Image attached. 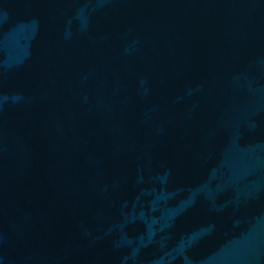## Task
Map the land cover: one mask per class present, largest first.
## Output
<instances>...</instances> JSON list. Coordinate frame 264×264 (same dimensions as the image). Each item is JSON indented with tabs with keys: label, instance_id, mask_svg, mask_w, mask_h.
<instances>
[{
	"label": "water",
	"instance_id": "obj_1",
	"mask_svg": "<svg viewBox=\"0 0 264 264\" xmlns=\"http://www.w3.org/2000/svg\"><path fill=\"white\" fill-rule=\"evenodd\" d=\"M0 264H264V0H0Z\"/></svg>",
	"mask_w": 264,
	"mask_h": 264
}]
</instances>
